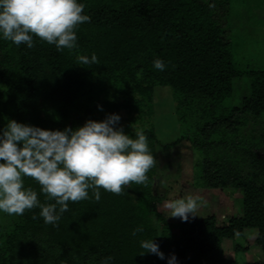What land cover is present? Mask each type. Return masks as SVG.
Wrapping results in <instances>:
<instances>
[{"label":"trees","instance_id":"1","mask_svg":"<svg viewBox=\"0 0 264 264\" xmlns=\"http://www.w3.org/2000/svg\"><path fill=\"white\" fill-rule=\"evenodd\" d=\"M231 1L79 0L91 19L75 28L73 49L58 51L36 36L32 48L0 39V127L14 119L62 130L116 113L126 134L144 129L154 159L145 183L130 182L119 194L101 187L100 200L89 189L88 199L67 202L55 226L44 223L38 207L0 212V264H100L109 255L112 264H167L141 255L146 238L178 264H239L225 257L223 242L244 252L248 230L263 259L246 264H264V59L259 67H239ZM92 52L96 64H77L78 54ZM155 57L163 70L153 67ZM239 78L248 79L250 91L235 105ZM159 86L172 90L181 132L167 142L154 123ZM183 140L196 153V185L240 190V216L224 225L214 215L172 224L158 211L157 148ZM23 179L41 203H54L36 180ZM138 226L143 231L132 235Z\"/></svg>","mask_w":264,"mask_h":264},{"label":"clouds","instance_id":"2","mask_svg":"<svg viewBox=\"0 0 264 264\" xmlns=\"http://www.w3.org/2000/svg\"><path fill=\"white\" fill-rule=\"evenodd\" d=\"M84 8L79 0H0V39L32 48L36 36L58 51L73 49L77 47L75 28L91 19ZM97 59L95 52L76 57L81 66L94 65ZM152 64L158 70L166 66L160 57ZM120 119L119 114L111 113L102 120L88 119L82 126L62 130L6 119L0 127V212L21 215L38 207L44 223L55 226L68 210L67 202L88 199L89 189L92 198L100 200L101 187L119 194L130 182L145 183L154 161L147 136L143 128H132V134H126ZM25 176L36 180L40 191L54 203H41L37 192L24 186ZM199 199L191 195L171 199L164 207L170 210L169 216L187 221L190 215L196 216ZM141 231L138 226L132 235ZM139 246L145 250L141 255L155 254L167 259V264H178L176 255L166 258L153 238L141 239ZM112 261L109 255L100 264Z\"/></svg>","mask_w":264,"mask_h":264},{"label":"rangeland","instance_id":"3","mask_svg":"<svg viewBox=\"0 0 264 264\" xmlns=\"http://www.w3.org/2000/svg\"><path fill=\"white\" fill-rule=\"evenodd\" d=\"M231 33L235 45L236 59L239 67L262 66L264 59V0H232L231 1ZM249 81L245 78L234 80V103L249 94ZM157 134L163 142L180 136V127L175 116V100L172 90L167 86H159L154 93ZM251 127V126H250ZM186 140L172 148H157L156 177L159 193L158 211L172 224L181 221L179 217H171L170 210L164 207L167 200L186 198L191 195L199 197V207L195 215L189 219H200L208 215L216 216L217 223L224 225L232 217L242 214V195L234 189H201L196 185L197 171L195 155ZM255 231L248 230L246 239L241 244L246 251L235 254L234 241L225 240L223 249L225 257L236 259L239 264L248 261H261L263 253L254 244Z\"/></svg>","mask_w":264,"mask_h":264}]
</instances>
